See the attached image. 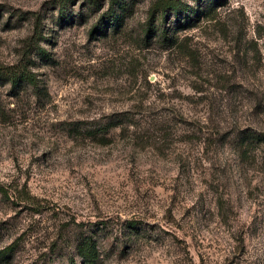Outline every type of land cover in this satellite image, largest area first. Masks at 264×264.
I'll list each match as a JSON object with an SVG mask.
<instances>
[{
    "label": "rangeland",
    "instance_id": "374dc122",
    "mask_svg": "<svg viewBox=\"0 0 264 264\" xmlns=\"http://www.w3.org/2000/svg\"><path fill=\"white\" fill-rule=\"evenodd\" d=\"M108 1L0 0V264H264V0Z\"/></svg>",
    "mask_w": 264,
    "mask_h": 264
},
{
    "label": "trees",
    "instance_id": "16d2710c",
    "mask_svg": "<svg viewBox=\"0 0 264 264\" xmlns=\"http://www.w3.org/2000/svg\"><path fill=\"white\" fill-rule=\"evenodd\" d=\"M100 0H90L91 3H98ZM219 0H210V2L208 4H206L205 8H203V10H199V9H194V8H187L185 5L183 6L182 3H180L179 0H164V1H159L157 3V5H155V8L158 9L157 11H159V13H164L165 11H167V9L169 11H171V13H173L174 17L176 18L177 22H186L188 24L191 25V23L195 22V20L197 19V17L201 16V15H208L210 13L211 10H213V7H215V5L218 4ZM108 7L106 9V11L99 17V20L96 24H94L92 31H105V25L109 24V23H116L118 21V16L116 14H111L110 11H112V9L114 8V4L118 3V0H109L108 1ZM159 5V6H158ZM158 6V7H157ZM155 8H152V11L154 12V10H156ZM59 11L62 13L63 10L62 8H59ZM107 13V14H105ZM62 15V14H61ZM109 16L108 18H105L106 16ZM154 19L155 18H151L150 23L151 25L147 26V30H146V35L149 34V31L151 30L153 24H154ZM182 22V23H183ZM184 22V23H185ZM104 27V28H103ZM39 49L40 54H44V50L40 47H37ZM0 82H10V84L12 86H19L22 83H29L31 84L33 87L37 86L36 81H35V77L28 71V69L26 68V66H19L16 67L14 69L12 68H1L0 69ZM106 127V126H104ZM108 129V128H106ZM256 139H260L259 137L256 136ZM0 193L3 196L7 195V190L5 189L4 186H2L0 184ZM130 227H135V222H130L129 224ZM89 244L88 249L85 248H79V252L82 253L85 251H87V254L89 255V253H93V255H96L97 249L95 248V244L91 241L88 240L87 242ZM11 246H6L5 249L3 250L4 253L10 251Z\"/></svg>",
    "mask_w": 264,
    "mask_h": 264
}]
</instances>
